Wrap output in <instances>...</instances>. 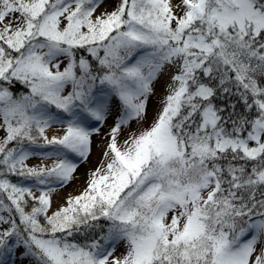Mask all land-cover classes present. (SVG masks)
Instances as JSON below:
<instances>
[{"label": "trees", "instance_id": "trees-1", "mask_svg": "<svg viewBox=\"0 0 264 264\" xmlns=\"http://www.w3.org/2000/svg\"><path fill=\"white\" fill-rule=\"evenodd\" d=\"M218 1L201 0L198 13L176 17L167 0H124L120 25L108 27L102 17L101 24L91 17L100 0H0L24 22L10 32L0 23L2 253L12 254L21 239L43 264H104L109 242L126 234L155 236L150 250L131 264L231 263L255 224L264 223V142L253 140L256 124H264V108L252 93L254 87L264 91V0L242 4V13L249 5L261 20L250 13L225 24L217 21L225 11ZM55 16L63 24L51 30L59 41L42 29ZM70 25L81 31L82 42L66 41ZM156 37L180 38L187 56L181 90L167 97L170 108L161 117L166 136L150 134L127 162L114 151L116 183L96 194L89 208L48 219L49 200L35 199L29 190L63 180L66 163L42 169L25 154L55 145L77 153L83 142L73 130L71 138L47 140L44 121L51 115L74 121L81 111L94 118L91 109L108 89L130 106L127 94L141 80L133 65L151 56ZM65 50L70 89L59 96L48 62ZM217 137L228 144L216 145ZM209 181L213 187L201 196ZM178 196L191 202L192 222L169 238L159 233L158 220Z\"/></svg>", "mask_w": 264, "mask_h": 264}, {"label": "rangeland", "instance_id": "rangeland-1", "mask_svg": "<svg viewBox=\"0 0 264 264\" xmlns=\"http://www.w3.org/2000/svg\"><path fill=\"white\" fill-rule=\"evenodd\" d=\"M123 1L100 0L91 17L98 24H101L100 21L103 18L107 21L108 27H111L112 24L120 25V10ZM219 1L225 9L222 12V17L217 18V21L222 24L230 19L243 18L250 13L258 20L263 18L258 16L249 5L248 12L242 13V4L246 0ZM167 2L176 17L193 16L195 12H199L196 6L201 5V0H167ZM75 6L76 4L68 6V9ZM235 6L239 7L238 10L235 9ZM2 22L7 28V32L15 30L17 25L24 23L23 19L17 18L15 12L13 13L0 2V23ZM171 23L174 24V21L169 24ZM58 26L61 27L63 24L55 16V19H51L49 24L44 23L42 29L45 35L59 41L60 35L53 33L59 29ZM64 31H67L68 39L66 41L68 43L83 41L80 37L81 31L76 26L70 25L69 30L64 28ZM129 32L133 33L132 30ZM155 43L157 47L151 56L145 60L137 61L133 65L134 70L141 75V80L139 87L127 94L131 102L130 106L124 107L118 95L112 89H108L99 96L96 105L91 109L94 118L85 111H81L77 115V120L74 121H67L52 115L44 121L42 133L47 140L60 139L73 130L76 131L73 138L83 142V146L80 147L77 154L70 151L64 152L57 145L47 152H43L40 146L32 147L25 154L27 162L42 169L52 168L61 162L67 163L66 177L63 180L53 181L49 183L50 186L43 189L37 186L29 190V194L33 198L49 200L50 207L46 211L48 219L55 217L57 219L60 214L66 219L71 213L75 214L79 206L85 209L89 208L90 202L96 194L103 193L109 186L116 183V173L119 172L120 165L114 151H117L127 162L137 156L139 144L142 140L148 139L150 134L156 137L166 136L165 125L162 123L161 117L170 108L167 97L171 94H178L181 90L182 65L187 56L186 51L178 46L183 43L180 38L156 37ZM70 64V55L67 50L56 54L48 62L50 72L55 80L52 88L56 95L66 96L69 93ZM28 66L33 67V64ZM252 90V93L258 96V105L264 108L262 101L264 91L255 87ZM208 112L213 113L211 110ZM208 117L211 122H214L212 114ZM2 132L3 128L0 127V134ZM69 138H71L70 134ZM216 139V145H222L223 142L228 144L226 140H220L218 137ZM253 140L264 142V124L262 122L256 124ZM212 187L213 182L209 181L201 191V196H204ZM155 188L156 183L144 195H150ZM190 203L187 196L172 198L158 220L159 233L171 238L173 235H182L187 231L192 222ZM88 214H94V211H90ZM4 224V220L0 219V226ZM154 237L136 238L126 234L116 236L115 240L109 242L110 253L109 257L104 260V264H113L117 261L131 264L138 256H143L150 250ZM0 264H43V262L26 246L24 241L19 239L11 256L0 251ZM230 264H264V223L255 224L250 238Z\"/></svg>", "mask_w": 264, "mask_h": 264}]
</instances>
